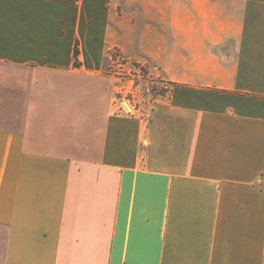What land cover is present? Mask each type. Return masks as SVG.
I'll list each match as a JSON object with an SVG mask.
<instances>
[{
    "label": "crops",
    "instance_id": "1",
    "mask_svg": "<svg viewBox=\"0 0 264 264\" xmlns=\"http://www.w3.org/2000/svg\"><path fill=\"white\" fill-rule=\"evenodd\" d=\"M0 264H264V0H0Z\"/></svg>",
    "mask_w": 264,
    "mask_h": 264
},
{
    "label": "rangeland",
    "instance_id": "2",
    "mask_svg": "<svg viewBox=\"0 0 264 264\" xmlns=\"http://www.w3.org/2000/svg\"><path fill=\"white\" fill-rule=\"evenodd\" d=\"M115 57L118 61L116 62L117 66L113 67L112 72L119 78L120 84L119 91L117 92V101L119 102L123 99V101H126L128 104L131 102L132 105H136L137 110L143 109L147 103V100H145L147 93L143 91L144 87L153 83V81L162 79L150 76L145 66L137 63H124L116 52ZM142 69H144V71ZM138 92H141L140 95ZM135 93H137L136 96ZM128 100L130 102H128ZM134 115H139V113L134 112L133 116Z\"/></svg>",
    "mask_w": 264,
    "mask_h": 264
},
{
    "label": "built area",
    "instance_id": "3",
    "mask_svg": "<svg viewBox=\"0 0 264 264\" xmlns=\"http://www.w3.org/2000/svg\"><path fill=\"white\" fill-rule=\"evenodd\" d=\"M76 2H79L81 0H74ZM173 85L171 83H169L168 81H163V80H159V81H153V83L146 85L143 89V91L145 93H147V97L145 98V100H153L156 99L158 97H163L166 94L170 93L172 90ZM141 92H138V94L140 95ZM137 95V93H135V96ZM139 97V96H138ZM128 102H130L128 100ZM120 109L126 113H134V111H136V105H132V103L130 102L129 104L126 101L120 100ZM128 108H127V106Z\"/></svg>",
    "mask_w": 264,
    "mask_h": 264
},
{
    "label": "trees",
    "instance_id": "4",
    "mask_svg": "<svg viewBox=\"0 0 264 264\" xmlns=\"http://www.w3.org/2000/svg\"><path fill=\"white\" fill-rule=\"evenodd\" d=\"M74 52H75V54H74V56H75V64L77 65L78 64V56H79V52H80L78 44H76ZM142 70L144 71V69H142Z\"/></svg>",
    "mask_w": 264,
    "mask_h": 264
}]
</instances>
